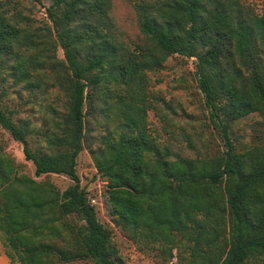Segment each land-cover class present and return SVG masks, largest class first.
<instances>
[{
  "label": "trees",
  "instance_id": "trees-1",
  "mask_svg": "<svg viewBox=\"0 0 264 264\" xmlns=\"http://www.w3.org/2000/svg\"><path fill=\"white\" fill-rule=\"evenodd\" d=\"M49 1L46 23L35 27L0 0V130L22 147L35 177L63 175L73 184L60 191L36 181L0 144L9 263L126 264L76 172L86 118L107 104L122 130L102 135L90 154L106 182L112 225L157 245L171 264H264V8L246 0H136L144 40L127 46L117 37L112 0ZM174 55L193 61L221 141L214 155L172 159L149 127L155 108L147 74ZM8 82L34 96L51 90L61 108L48 105L50 119L31 127L2 104ZM251 115L262 120L258 139L238 150L232 126Z\"/></svg>",
  "mask_w": 264,
  "mask_h": 264
},
{
  "label": "rangeland",
  "instance_id": "rangeland-1",
  "mask_svg": "<svg viewBox=\"0 0 264 264\" xmlns=\"http://www.w3.org/2000/svg\"><path fill=\"white\" fill-rule=\"evenodd\" d=\"M3 1V0H1ZM10 12H20L27 17L35 27L44 26L46 15L43 6L50 4L42 0L36 4L31 0H10ZM136 0H112L111 17L116 27L117 37L127 46L143 43L133 10ZM245 1V0H244ZM264 8V0H246ZM58 58L64 60L61 49L57 51ZM194 65L191 59L177 55L169 57L162 70L147 74L149 101L155 110L148 112V124L153 134L158 135L161 147H166L171 158L196 159L206 155H214L221 150V141L209 114L204 106L203 96L197 87ZM10 82L4 85L2 104L17 111V119L27 120L31 127L39 128L44 119H50L46 113L47 106L61 108V96L49 90L47 94L35 93V96L22 87H11ZM111 103V101H110ZM109 103V104H110ZM109 105L98 104L94 114L86 118V132L83 139V150L77 157L76 172L80 186L84 188L96 207L99 222L111 230L112 240L119 255L126 264H171L168 256L161 254L157 245L145 240L132 241L124 232L115 228L107 215L104 205L105 180L96 172L92 161L91 150L100 145L102 135L120 133V121L109 114ZM262 128V120L257 115H251L237 121L232 126V137L238 150H244L253 144ZM259 130V131H257ZM0 144L15 161L23 167L24 173L36 181L49 180L60 191H64L73 182L66 176L50 174L35 177L34 167L25 161L22 147L10 136L0 130ZM34 148L35 143L30 142ZM4 236L0 232V264H10L4 254ZM74 264H92L89 261H79Z\"/></svg>",
  "mask_w": 264,
  "mask_h": 264
},
{
  "label": "built area",
  "instance_id": "built-area-1",
  "mask_svg": "<svg viewBox=\"0 0 264 264\" xmlns=\"http://www.w3.org/2000/svg\"><path fill=\"white\" fill-rule=\"evenodd\" d=\"M91 203H94V201H92Z\"/></svg>",
  "mask_w": 264,
  "mask_h": 264
}]
</instances>
